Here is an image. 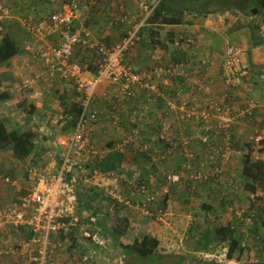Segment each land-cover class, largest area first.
Instances as JSON below:
<instances>
[{
	"label": "built area",
	"instance_id": "obj_1",
	"mask_svg": "<svg viewBox=\"0 0 264 264\" xmlns=\"http://www.w3.org/2000/svg\"><path fill=\"white\" fill-rule=\"evenodd\" d=\"M97 2L68 0L48 18L23 20V26L34 39V43L30 41L24 49L34 54L40 72L24 78L20 84L21 90H34L39 79L61 78L73 84L71 105H75L78 111L68 131H62L49 146H45L49 149L41 156V162L30 164L23 178L24 185L18 187L15 195L0 205V239L6 240L0 246V257L12 258V264H61L57 259L59 255H67L64 253L67 249L77 250L81 246L82 253L80 257L76 254L77 260L93 264L92 258H98L102 249L107 250L110 245L107 234L100 228L89 230L91 224L85 220L88 215L82 218L79 214L75 190L80 185L100 192L102 204L104 207L109 206L111 213L117 207L121 211L149 217L158 224L165 223L169 212L167 203L164 205L163 201L170 196L172 186L185 184L194 189L201 184L222 182L231 161L239 154L233 148L231 138L235 119L239 115L250 116L255 109H260L261 118H264V106L249 100L245 109L237 111L226 101V95H214L213 85L204 84L200 79L194 80L199 96L183 97L181 93L187 88L184 75L189 67L185 62L157 65L148 69L134 68L128 64L125 60L127 50L141 39L139 27L134 24L126 36L113 46L91 37L86 29L75 27L73 22L77 11L90 8ZM112 17V24L130 23L124 13H114ZM10 18V9L0 2V33L4 31V22ZM51 36H55V43L48 42ZM194 43V36L188 34L177 38L174 45L180 49H190ZM78 51L93 56L97 72L91 78L87 77L89 73L86 65L76 60L75 54ZM241 51V48L233 45L227 46L218 71L226 85L239 87L246 79L251 88L254 78L250 69L239 66ZM209 61L205 56L198 64L207 68L211 66ZM257 77L264 81V70ZM167 81H173L178 86V103L176 100L171 101V85L161 88V83ZM103 84L111 86L109 93L114 102L124 98L133 99L139 94H143L148 103L156 102L165 95L170 96L166 102V111L152 123V132L147 141L143 140L141 133L148 117L144 108L132 109L130 120L140 123L122 133L120 138L109 140L112 142L109 149L119 153H125L128 147L145 153L152 149L153 144L160 142L164 149L155 156L157 160H164L168 155H174L175 151L179 152L182 156L181 167L179 170L168 168L163 175L164 184L156 185L150 179L141 177L138 171H102L93 166L104 154L97 148L96 142L92 141L94 131L102 121L101 109L97 104L99 96L96 94ZM164 90L169 93L165 94ZM33 95H38V92L34 91ZM108 119L113 131L122 129L119 106L111 105ZM176 122L187 123L186 128L191 133L183 134L178 139L174 130ZM246 143L251 147L263 146L264 123L260 124V128L254 131ZM196 146L201 147L196 150ZM250 156L254 160L261 159L257 154ZM4 181L8 182L6 179ZM16 183L14 181L11 185ZM231 183L229 181V185ZM89 220L95 222L94 217ZM77 228L81 232L78 238L73 236ZM13 230L20 236L17 249L6 246L11 238L6 233ZM73 242L77 247L70 248ZM117 260L118 264H125L121 256ZM62 264L73 263L69 260Z\"/></svg>",
	"mask_w": 264,
	"mask_h": 264
},
{
	"label": "rangeland",
	"instance_id": "obj_2",
	"mask_svg": "<svg viewBox=\"0 0 264 264\" xmlns=\"http://www.w3.org/2000/svg\"><path fill=\"white\" fill-rule=\"evenodd\" d=\"M59 1L60 0H49V2L47 1L44 5V14H47V16H49L50 11L55 8L54 5H57ZM115 5L116 4L114 2L111 4V6ZM189 7H196L199 10L203 8L212 9L221 13H227V11L231 9L242 13L243 11H248L250 14H243L241 17V19L243 20L241 24L244 26V28L246 29L245 31L247 32L246 36H244L247 39L246 42L248 43L249 41L250 45L253 46L254 39L261 38V44L264 45V34H262V32L264 31V17L262 16L264 11L257 10L256 13L253 14V4L250 2V0H213L207 3L204 2L203 4L199 3V5L194 3L193 6ZM194 10V13L196 15L198 12L196 11V9ZM200 13L203 14L204 12L200 11L199 14ZM19 14H22L21 16H18L20 19H22V16L23 18L33 17V14L30 11H24V13ZM132 25H130V27L128 25L129 29ZM236 26L238 28L239 25L236 24ZM12 28L21 35V37L16 36L15 32L12 35L15 38V41L19 43V47L20 45H22L20 43L22 36L26 40H30V37L27 38L26 36H24L27 33L26 30L23 29L19 20H13ZM237 28H234L232 32L234 31L233 33H235L236 31H238ZM231 34L229 35L232 41L235 35ZM28 35L30 36V33ZM253 36H255V38ZM247 55L248 53L246 51L240 52V62L241 60L245 61ZM75 57L78 62L86 65V69L88 73H90L87 68V61H85L83 57H80L78 55H76ZM34 64L36 68H39L37 67L38 64L36 63V61ZM31 75L32 74H30V76ZM15 76V74H12L9 79H0L2 84V87L0 88V117L4 120L5 126L8 131H12L18 128L20 130H34L36 134L35 141H37L33 153H31L28 157H26V159L22 161H18L14 157L10 149L6 148L4 150H0V183H5V179L8 181V184L16 181V184H10L11 187L16 190L18 187L24 185L23 178L25 177L30 164L36 162V164H38L41 162V156L45 153L46 150L49 149L45 146H49L61 131H66L67 129H69V117H71V115L68 110L70 109L71 101L63 100L56 104L54 88L51 86L52 84H54L53 80L42 81L41 79H39V81L36 83L38 85V87L36 85L37 88L35 87L34 90H19V88V91L15 92V98H8V101L5 102L7 98H1L2 94L7 93L8 90L10 91L11 89H17L20 86L18 78L16 77L17 79H15ZM87 77L91 78L92 76L88 74ZM253 85L254 90L251 94V98L254 101L255 99H258L257 97H255V95H264V83L257 80L255 83H253ZM45 87L50 88L52 93H48V90ZM35 90L38 92V95H31L32 99L28 100H39L36 103L37 112H35L34 110V105L32 106V108L24 98L25 95L28 96L30 93L26 91ZM254 91L256 94H254ZM31 94H33V92ZM99 94L100 92L98 90L96 96H99ZM40 98H43V100L45 99V101H47L46 105H43V109L45 108L46 110L44 115L38 111L40 108L37 107V104L38 106H41L40 103L43 101H40ZM98 100L100 102L99 108H104L105 103L103 102V99H100L99 96ZM261 102L263 103L260 104L264 105V101ZM52 105H54V108L55 105H58L60 107L61 114H55L53 112L55 109H53ZM50 110L53 111L50 112ZM57 115H59L60 118L62 116V118L58 120V123H52L50 120L58 118L59 116ZM22 120L24 124L20 125ZM32 120H34L35 122L32 123ZM258 123L259 122L251 119L250 117L248 118L246 115H239L235 119V122L233 124L234 126H232L231 129V138L233 148L237 150L239 154L231 161L230 166L228 167L227 172L224 174L222 182L220 184H201L199 186H196L194 189H191L190 186L188 187L185 184L172 186L171 191L173 188H184L191 192V194L189 193L188 195L182 196V202H179L176 197L174 198L175 195L173 196V193H170L169 197L171 199H175L178 203L177 205H179L180 208L177 211L171 210L170 216L169 214L167 215L165 223L158 224L149 217L137 216L131 214L129 211H121L122 209L120 210V214H122L123 216L126 215L125 217L127 221L126 232L123 234L124 237H122L124 238L125 243H129L134 239H140L143 235L150 237H152V235L156 236L157 233H154V228L157 227L161 229V231L160 229H158L161 234L165 232H171L170 248L164 245V242L161 241L162 245L157 247L154 253L150 256H135L132 258L127 256L126 259H128V264H257L264 262V188L261 186H256L254 191L249 189L246 184L247 181L242 173L243 160L246 155V151L247 154L250 155L257 154L259 158H261L260 160L264 161V144L263 146L259 147H251L250 144L246 143V141L249 140L250 136L253 135L254 131L260 128V124H263L264 122L260 124ZM31 124H33V126H31ZM103 124L106 125L105 123ZM115 134L116 133H114L110 128L109 123L108 126H105L103 130L99 131L98 133V139L100 140H98L97 142V148L105 154L109 151L114 152L115 150L109 149V139H113L116 136ZM105 135L109 137H106ZM105 149H109V151H104ZM127 149L125 153L128 154V152L131 151V154L127 155L126 157L129 156V158H131L130 156L134 154L131 158V161L133 160L132 164H138L140 158H143L141 157L142 153H140L138 149L134 147L132 149L128 147ZM125 153L122 154L125 155ZM135 156H138L137 159ZM133 157H135L136 161ZM164 171L165 170L163 168V172H160V178L158 179L159 182L162 183L165 182L163 178V173H165ZM229 181H232L230 185ZM153 182L156 185L158 184L155 182V180ZM87 187L88 186L82 187L80 185L79 190L85 191ZM10 193L7 196L9 197V199L11 198L10 195L12 194ZM253 199L255 200V202H253ZM100 204V202L91 203L93 208L101 207V214L109 212V206L104 207L103 204H101V206H98ZM252 214H254V216H252ZM87 215V211H82V218ZM112 220L113 218L111 220H108L106 225H111ZM229 222L233 223L235 230L240 234V240L242 244L244 243V249L240 254L238 253V251H236L232 257L228 258V246L224 241H212L209 245V250L207 251L199 248L198 241L204 240L201 237V233L204 232V230H209L211 232V236L214 237V229ZM98 227L99 225H94L92 227H89V230H91L92 228V231H95L99 229ZM212 239L215 238L211 237V240ZM3 243V240L0 239V245H2ZM78 243L81 245L80 242ZM81 247H79V249L77 250L67 249V251L64 253H67V255L69 253H74L76 255L81 250ZM252 249L253 253H250V250ZM106 251L107 252L105 253L101 251V255L97 260L92 261V263L108 264V262H110V264H118L119 260H117V258H119L120 256L123 259L125 258L122 250H119V247H115V245L112 246L111 250L107 249Z\"/></svg>",
	"mask_w": 264,
	"mask_h": 264
},
{
	"label": "crops",
	"instance_id": "obj_3",
	"mask_svg": "<svg viewBox=\"0 0 264 264\" xmlns=\"http://www.w3.org/2000/svg\"><path fill=\"white\" fill-rule=\"evenodd\" d=\"M47 1L49 2V0H42V1L0 0V2L4 6H7L10 9L11 17H12L4 22L3 24L4 31L0 33V38L4 33H8L12 36L14 32L16 36L21 37V35L12 28L13 20H17V21L19 20L23 29L26 30L25 27L23 26L24 19L38 20L39 18H48L47 14H44V5L46 4ZM66 1L68 0H60L57 3V5H54L55 8L50 11V14L55 10L59 9L61 4H63ZM113 2L116 4L115 6H111ZM169 2L171 3V1ZM151 3L152 0H98L97 4L90 8L79 9L77 11L73 24L77 28L86 29V31L90 34L91 37L101 40L109 46H113L114 44L118 43L124 36H126L130 25L134 23L137 27H139V30L141 29L140 32H142V34L140 36L141 37L140 41H138L135 45L130 47L125 54V60L127 61L128 64H130L134 68L148 69L157 65H165V64L170 65L171 63H174L175 60H180L181 62H185L189 64L187 72L184 75V77H186L184 80L187 88L184 89L183 92L181 93L183 97H185V95L191 98H197L199 96V93L196 90V85L194 84V80L200 79L203 81L204 84L213 85L212 92L214 95L218 97L226 95L228 98V100L226 101L229 102L234 108H237V111L245 109L247 102H249V100H253L251 98L252 97L251 94L254 90L253 87L254 85L252 84L253 86H251L250 88L249 87L250 84L248 83L249 81L247 80L248 82H246L245 79L243 84L239 87L228 86L225 84L223 77L220 75L218 71V66L221 63L225 50L227 46L230 45H233L234 47L237 48H241L243 52L246 51L248 53L247 58H245V61L241 60V62L239 63V66L241 68L250 69V70L251 69L259 70L256 73H260L264 70V45L260 44L257 46L254 45L251 46L249 41L248 43L246 42L247 39L244 36H246L247 32L245 31L246 29L244 28V26L241 24V22H243V20L241 19L243 13L231 9L227 11V13H221L219 11L214 10L206 14L205 13L199 14L198 12L195 15L194 11L184 10L182 13L183 19L187 20V23L150 24L147 23V17L149 16L153 7L156 5L153 3L151 5ZM24 11L26 12L30 11L33 14V17L23 18L22 16V19H20L18 16H21L22 14L19 13H24ZM114 13H124L130 19V23L112 24V18H113L112 15ZM236 24L239 25L238 28ZM234 28L238 29V31H236L235 33H233L234 31L232 32ZM26 33L27 34L24 36H26L27 38L30 37V40L28 41L22 36L21 41L19 40L20 43L22 44L20 45L21 48L18 46L19 43L15 41L18 48L17 54L14 55L9 60L0 64V79L4 78L6 80L7 78L9 79L12 74H15L16 76L14 78L15 79L18 78V81L21 84L24 78H27L28 76H30V74L33 75V73H37L40 71L39 68L35 67L34 64L35 61L38 64L37 67H39V62L37 61L35 56H33L34 54L24 49V46L30 41H33L34 43V39L32 38V35L29 36L28 35L29 32L27 30ZM188 34L194 36L195 43L193 44V46L190 49H180L175 47L174 45L175 40L179 37H184ZM229 34L235 35L232 41ZM55 39H56L55 36H51L48 38V42L55 43L56 42ZM205 56L209 58L210 60L209 64L211 65L207 68H203L198 64L199 60ZM261 68L263 69L262 71ZM89 75L92 76L93 74L90 72ZM184 77L180 76L179 78H184ZM41 80L42 81L53 80L54 84H52L51 86L54 88V94L56 96V100H55L56 104L63 100L71 101L74 93L73 84L71 82L65 81L58 77L55 78L46 77ZM255 80L257 81L258 79L255 78ZM255 80L252 83H255ZM162 83H161V88L162 86L171 85V101L176 100L178 103L179 100L176 97V91L178 86L173 81L171 82L167 81ZM1 87L2 84L0 81V88ZM20 87L21 85L17 89H11L10 90L11 92L8 90L7 91L8 97L5 100V102L8 101V98H15L16 95L15 92L21 90ZM110 88L111 86L108 84H103L99 88V92H100L99 96H101L100 99H103L105 105L104 108H100L102 121L101 123L98 124L97 129L94 131V134L92 136V141L94 143L96 142V144L98 145L97 142L98 140H100L98 139V133L99 131H102L105 126H108L109 124L108 109L111 107L112 104L119 106L120 117H121L120 121L122 123V129L120 131L112 130L114 133H116L114 139L117 137L120 138L122 133L127 132L131 127L140 123L139 121L133 122L132 120H130L132 117V109L144 108L148 117L144 125L145 127L141 129V133L143 140L147 141L149 135L152 132V123L155 121L158 115H163L164 110L166 108V102L169 101L170 96L165 95L156 102L148 103L143 98L142 96L143 94H139L133 99L124 98L123 100L114 102L112 96L109 93ZM46 89L48 90L47 91L48 93H52L50 88H46ZM105 91H107V93L106 95H103ZM26 92H30V93L28 96L24 94L25 100L27 101L28 104L31 105V107L34 105V110L35 112H37L36 103L39 100L36 101L28 100V99H32L31 95L33 94L31 93L34 91H26ZM164 92L165 94L169 93V91L167 92L166 90H164ZM254 94H256L255 91ZM255 97H257L258 99H255L254 101L259 106H264L260 104L263 103L261 101H264V95H257V96L255 95ZM43 98H40V101H42ZM97 98L99 99V97ZM46 102L47 101H45L44 99L40 103L41 106H38L37 104V107L40 108L38 111L41 112L43 115L45 114L46 111L45 108L43 109V105H46ZM97 104L99 107L100 106L99 100ZM52 106L53 109L55 110L54 111L50 110V112L53 111L55 114L56 113L59 114L61 111L60 107L58 105H55V108L54 105ZM171 116H173V114H171ZM246 116L248 118L250 117L251 119H254L257 122H261L264 119L261 118L262 116L260 113V109H255L250 116H248L247 114ZM59 118L60 116L56 119H51L50 121L52 123H58ZM34 122L35 121L32 120V123ZM103 123H105L106 125H104ZM23 124L24 122L22 120L20 125ZM147 124H149L150 127L147 126ZM31 126H33V124H31ZM186 127H187V123L184 122L175 123L174 130L177 134L176 137H178V139H181L183 134L191 133L190 129L188 131V128ZM140 141L142 140L140 139ZM35 143H37V141H35ZM110 143L112 142H109V144ZM199 147L201 146H196V150H198ZM130 148L132 149L133 147ZM163 149L164 146L162 143L157 142L153 144L152 149L150 151L142 153L141 157L143 158H140L138 164L135 163L132 164L133 160L131 161V158L134 154L130 156L131 158H129V156L126 157L127 155L131 154V151L128 152V154L125 153L124 159L121 163V168L125 169L128 172H132V170L138 171L140 172L141 177L148 178L151 181L155 180V182L158 183V185H160L162 184V182H159L158 179L160 178V172H163V168L165 171H167L168 168L170 167L173 169L177 168L179 170L182 163V156L179 154V152L176 151L174 155L173 154H171V156L168 155L166 157V160H157L155 156L160 152H162ZM106 150L107 149H105L104 151ZM203 151L204 149L202 150V152ZM202 152H200L199 155L202 156L201 154ZM135 157L137 159L138 156ZM135 157L133 158L135 159ZM10 184L0 183V196H1L0 205L7 202V200L9 199V197L7 196L9 195L10 192L12 193V194L10 193L11 198L15 195L14 193L15 189L11 187ZM171 192L173 193V196L175 195L174 198L176 197V199L179 202H182L181 200L182 196L188 195L189 193L191 194V192H189L187 189L184 188H178V189L173 188ZM175 201H176L175 199H171L170 197H168L166 200L169 216L171 210L177 211L180 208V206L177 205L178 204L177 201L176 202ZM158 229L160 228L159 227L154 228V233H157V235L156 236L152 235L153 238L159 241L158 247L162 245L161 244L162 241L164 242V245L170 248L171 232L170 233L165 232L161 234L158 231ZM119 250L121 249L119 248ZM81 253H82V249L78 252L79 257ZM250 253H253V249L250 250ZM77 258L78 257H76L74 253L73 254L71 253L68 254V256L65 254H61L58 256L57 259L61 264L66 261L69 262V260L73 264H84L81 261L79 262ZM92 259L97 260L98 258L97 256H95ZM13 261L14 260H12V258L8 259L7 257H0V264H12ZM108 264H110V262H108Z\"/></svg>",
	"mask_w": 264,
	"mask_h": 264
},
{
	"label": "trees",
	"instance_id": "obj_4",
	"mask_svg": "<svg viewBox=\"0 0 264 264\" xmlns=\"http://www.w3.org/2000/svg\"><path fill=\"white\" fill-rule=\"evenodd\" d=\"M169 1H171V3ZM209 1H213V0H152V3L156 5L153 7L152 11L147 17V23L150 24L187 23V20L183 19V14H182L183 11L184 10L195 11L194 9H196L197 12L203 11L204 13L214 11L212 9L203 8L199 10L196 7H189V6H193L194 3L199 5V3L203 4L204 2L207 3ZM250 2L253 4L252 10L255 8L259 11H264V0H250ZM248 13H249L248 11H243V14L248 15ZM262 16L264 17V13ZM140 30H139V34L141 36L142 32H140ZM262 34H264V31L262 32ZM253 37L255 38V36ZM261 43H262L261 38L254 39L253 45L257 46L260 45ZM17 52H18V48L14 38L10 34L4 33L0 38V64L12 58L14 55L17 54ZM76 55L83 57V59L87 61V68L92 74H95L97 72V66L93 63L94 59L90 53L86 54L85 52L81 53V51H78L75 54V56ZM174 62H181V61L175 60ZM262 70L263 69L261 68V71ZM250 71L252 73V76L254 77V80L255 78L258 79L257 77L258 73L256 72H258L259 70L251 69ZM261 82L264 83V81ZM7 94L8 93L2 94L1 98L6 99L8 97ZM77 111L78 110L75 105H70V109L68 110V112L71 115L69 119L70 125L73 124ZM35 136H36L35 132L31 129L20 130L18 128L12 131H8V129L5 126L4 120L0 117V150H4L6 148L10 149L14 157L18 161H22L26 159V157H28L31 153H33V150L35 149L36 146ZM111 145L112 143L109 144V146ZM123 159H124V155L122 153L109 151L106 152L105 155H103L100 161L94 162L93 166L102 171H108V170L124 171L125 169L121 168V163ZM242 173L247 181L246 184L249 189L254 191L256 186H261L264 188L263 160L260 159L254 160L251 158L250 154H246L243 160ZM75 192L77 194V199H78L79 214H81L82 211L84 210L87 211L88 216L85 217V220L91 224V227L94 225L96 226L99 225L98 228H100L102 232L107 234V236L110 238V245L107 248L108 250H111L113 245H115V247H119L122 250L123 255L125 256L124 258L125 264H128V259H126L127 256L130 258L135 256L146 257L154 253V251L159 245V241L153 237L143 235L140 239H134L129 243L123 242L124 238L122 237H124L123 234L126 232L127 221L125 217L126 215L124 217H121L119 215L120 214L119 208L116 207L113 210V213L107 212L101 214L100 213L101 207H97V208L92 207L91 205L92 202H100L101 204L103 203L100 192H98L93 188H86L85 191L79 190V188H77ZM167 198H165V200L163 201L164 205H166ZM101 204L98 206H101ZM91 217L95 218V222L89 220V218ZM112 218H113L112 224L107 226L106 225L107 221L111 220ZM92 230L93 229L91 228V231ZM79 233L81 232L77 228L75 229L73 236L75 235V237L78 238ZM6 234H8L11 237L8 243L6 244V246H12L14 249H17L19 247L17 243L18 240L20 239V236L17 235L15 230L8 232ZM70 237L72 239H75V237H72V235H70ZM201 237L204 240L198 241L199 248L203 249L204 251L209 250V245L211 244L212 241L217 240L216 242H220V241L226 242L228 246V250H227L228 258L232 257L236 251H238V253L240 254L244 249V243L242 244L240 240V234L235 230L232 222L226 223L224 225H220L217 228H215L214 237L211 236V232L209 230H204V232L201 233ZM211 237L215 239L211 240ZM81 238L79 240L83 239ZM2 240L5 243L6 241L5 238H3ZM4 243L2 245H4ZM72 247H77V244H74L73 242L70 248ZM102 251L103 253L107 252L104 249H102ZM257 264H264V262Z\"/></svg>",
	"mask_w": 264,
	"mask_h": 264
},
{
	"label": "water",
	"instance_id": "obj_5",
	"mask_svg": "<svg viewBox=\"0 0 264 264\" xmlns=\"http://www.w3.org/2000/svg\"><path fill=\"white\" fill-rule=\"evenodd\" d=\"M256 11H257V9L254 8V9L252 10V13L255 14Z\"/></svg>",
	"mask_w": 264,
	"mask_h": 264
}]
</instances>
